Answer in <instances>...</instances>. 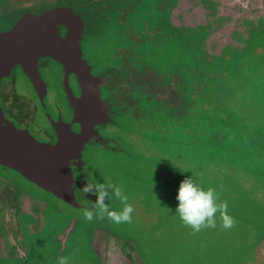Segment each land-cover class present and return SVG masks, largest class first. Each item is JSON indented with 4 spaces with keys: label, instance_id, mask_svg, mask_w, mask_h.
<instances>
[{
    "label": "rangeland",
    "instance_id": "1",
    "mask_svg": "<svg viewBox=\"0 0 264 264\" xmlns=\"http://www.w3.org/2000/svg\"><path fill=\"white\" fill-rule=\"evenodd\" d=\"M219 1L225 5L220 7V12L232 16L233 20L230 21L231 24L228 23L217 29L216 47H212L211 51H219L220 47L225 42L231 41L232 38L240 39L243 46L238 50L237 58L227 61L223 59L224 61H219L215 66L214 59L209 62H213V64L208 66V62L198 60L199 54L195 55L194 51V56H192L187 51H184L185 53L178 52L175 45L170 44L167 47L164 42L160 43L161 40L155 38V36H159V29L158 33H154V28L149 23L140 24L142 13H136L129 20V23L132 22L133 25L129 30L134 35L129 40L131 41L130 46L135 53L142 50L144 54H141V57L148 56L149 61L147 60V62L152 71L161 75V87L167 83L166 76H169L168 70L171 67H182L194 69L193 72H190V78L194 82L192 87L194 88L201 82V90H204L205 81L209 85L206 76L211 73L210 67H214L212 68L214 73L211 86L213 99L209 106L208 125L202 130L209 133L210 139L214 133L212 131L214 126L211 123L213 117L221 119L220 123H224L226 131L230 130L231 135L249 130H264V28H256V26H253L252 29L247 28L246 33L254 38L252 40L245 36L243 38L242 35L237 36L235 33L230 36L235 22L240 17L252 16L253 6H258V13L264 12V0ZM189 6L191 7L192 3L184 0L182 9H186L183 18L185 22L193 19L205 23L208 17L206 11L201 9L202 5L195 6L192 13H188ZM179 9L177 11H180ZM215 18L217 17L215 16ZM259 23L264 24V19ZM138 24L139 26H137ZM3 25L4 21L0 19V28ZM122 42L123 45L129 46L128 41L123 40ZM108 43L111 46L112 41H108ZM107 46L104 45V47ZM227 78L231 86L228 84ZM184 83L187 84L185 81ZM181 84L182 82L179 85L180 90H182ZM231 89L236 92L230 95ZM220 96L227 97L226 102H222ZM182 97V101H185L184 93ZM143 115L136 118L139 123H135V126L139 130L133 132L128 138L129 144L120 139L121 146L127 149L126 153L112 155L105 150H96L94 156L91 155L89 162L91 174L89 179L95 178L101 183L107 179L115 184L119 183V186L122 187L129 198L128 202L135 207L132 223L118 224L96 218L91 222L71 220L70 223L67 222L66 216L63 221L54 223L57 222L54 207L61 210L63 215L72 213L74 207L46 194L37 187L35 188L14 171L6 170L3 171V174L8 178L9 186L13 189L19 188V191L23 189L24 193H22L34 199L35 204L29 210V198L25 196L23 200L24 212L20 211L19 218H10L17 223L21 221L20 225L17 223L16 226H8L7 223L6 225L0 224V237L7 247L3 255L15 252L11 245L15 241L12 236L9 239L7 234L9 229H12V232L20 231L22 237H25V246L29 248L28 255L22 249L18 254L12 256H0V264H23L24 260H27L29 264H58V261L54 262L58 251L56 243L62 242L61 237L68 239L69 235L72 236L73 242L71 249L80 252L82 259V261L77 260L74 264H103L100 257L103 256L106 259L107 253L110 255L108 261L111 264H264V250L252 246L253 238L248 237L247 227L244 223L236 221V226L231 230L218 231L222 222L217 216L215 229L208 228L196 235H192L190 227L183 225L176 212L178 204L175 201L171 202L166 193L161 194V191L157 189L165 191L168 184L167 174L160 164L163 159L170 158L169 153L166 155L162 147L156 146L149 139V136L157 133L156 128L149 127L150 123L160 122H149L144 119ZM165 124V127L162 126L161 134L169 136L166 138L168 141V139H172V134L177 133V130L179 131L181 128L171 121L169 124L166 121ZM187 132L195 131L192 126H189ZM201 135H203L202 132ZM164 143L166 144V142ZM129 155L130 157H128ZM151 157L154 160L149 162ZM140 161H144L147 167L142 169L133 166L134 163ZM170 161L172 162L173 159L170 158ZM150 163L155 166L150 167ZM197 163V161L193 162L195 170ZM131 166L134 171L130 170ZM191 166L192 164L188 167L184 166V168L189 171ZM120 177H124V179L121 178V182ZM170 186L179 187L177 182H171ZM108 191L111 193V189ZM40 200H46L47 206L39 207V204L36 203ZM85 200L81 201L85 202ZM262 202L264 203V201ZM88 203L90 202L88 201ZM116 204L120 206L118 210H122L123 205L118 199ZM233 211L240 212V210ZM76 213L82 214V208H78ZM245 214L247 213L239 215ZM76 222L78 225L75 229ZM66 223L68 224L65 225ZM18 225L20 229L17 227ZM84 228H86L85 231H83ZM61 229L63 230L60 232ZM109 237L112 241L108 244L105 239ZM69 241L71 240L69 239ZM73 250L65 254L73 253V258L76 255ZM96 251L100 252L101 256H95L94 252Z\"/></svg>",
    "mask_w": 264,
    "mask_h": 264
},
{
    "label": "trees",
    "instance_id": "2",
    "mask_svg": "<svg viewBox=\"0 0 264 264\" xmlns=\"http://www.w3.org/2000/svg\"><path fill=\"white\" fill-rule=\"evenodd\" d=\"M187 1L188 3H192V6L188 8L189 11L194 10L197 5H202L201 9L206 11L208 17L205 23L194 20L192 24L188 25L185 22L183 18L185 13L184 10L186 9H182L184 0H38L39 8L37 12L66 2L74 6L76 11L81 13L84 17L86 32L92 43H98L100 41H112V43L121 41L120 44H123L122 41L124 40L128 41L129 46L131 45V41H129L131 39L128 36V30L133 26L132 22L129 23V20L136 13H142L140 24L147 22L152 28L158 27L159 36L156 40L160 39V43L164 42L167 47L170 44L175 45L178 52L181 51L185 53L184 51H187L192 56H194V51L195 55L199 54L198 60L202 62L206 61L209 63L211 59H214V66L217 65L219 61H224L223 59L227 61L237 58V52L243 46L240 39L235 40L232 38L231 41L225 42L220 47L219 51H211L212 47H216L215 35L217 29L222 28L228 23L231 24L230 21L233 20L232 16H227L220 12V7L225 6L224 3H220L219 0ZM177 9L180 11H177ZM251 12L252 16L240 17V19L235 22L236 24L230 36L235 33L237 36L242 35V37L245 36L252 40L254 38L249 34L247 35L246 29H252L253 26H256V28H264V24L259 23L264 19V12L258 13V6H253ZM20 14L21 10H16L14 8H8L7 11H4V13L0 15V19L4 21L3 28H10ZM215 16L217 18H215ZM175 20L177 21L175 22ZM137 26H139V24ZM142 58L144 59L143 61L147 62V55H145V58L143 55ZM211 64H213V62L209 63L208 66ZM210 68L211 73L206 76L209 85L205 81L204 90H201V82L197 84V86L195 85L194 88L192 87L194 82L190 78V72H193L194 69L171 67L168 70L170 77L166 76V81L170 82L174 78L173 89L177 94L174 100L170 101V103H164L157 101L155 98L148 100L147 94L141 96V103L144 105L143 107L145 109V112H143L144 119L153 123L157 121L160 122L155 123L156 126L150 123L149 127L153 126L156 128L157 133L149 136V139L156 146L162 147L166 155L169 153V157L173 159L172 162L170 158L163 159L162 164H160L167 174L168 184L166 185L165 191L160 190V188L157 189L161 191V194L166 193L169 199H171V202L175 201L179 204L177 195L180 184L185 179L193 178L205 189L208 187L215 188L217 192L220 193L221 200H226L228 202L229 215L236 221H239L238 223L241 222L246 225L248 237L253 238V240H251L252 246L258 248L261 244H264V242L261 243L264 239V203L262 202L264 201V130H249L247 132H238L231 135L230 130L226 131L224 123H220L221 119L213 117L211 123L214 126L212 130L214 133L210 136L212 138H209V133L202 131L208 125L209 106H211L213 99L211 86L213 83L212 74L214 73V69L212 68L214 67L211 66ZM226 80L227 82L229 81L228 78ZM184 81L187 82V84H185ZM180 82H182V90H180L179 87ZM228 84L231 86L229 82ZM234 92H236V90L231 89L230 95ZM183 93L185 95V101H182ZM220 97L222 102H226L227 97ZM166 121H168V124L171 121L181 128L179 131L177 130V133L172 134V139H168V141L166 138H169V136L161 134V131H163L162 126H166ZM193 122L194 125H192ZM189 126H192L195 132L188 133L187 127ZM201 132L203 135H201ZM164 142H166V144ZM151 160L154 159L151 157L149 162ZM194 161L198 162L196 170L193 165ZM191 164V169L187 171L184 166L188 167ZM133 166L142 169L147 167L144 161L136 162ZM133 166L130 168L131 171L133 170ZM153 166H155V164L150 163V167ZM121 178L124 179V177H120V182ZM171 182H177L179 187L170 186ZM117 185L119 186V183ZM16 191L17 190L12 189L11 186L8 187V213L6 220L0 219V224L7 223L8 226H16V224L13 225L10 219V216L14 213H12L13 210H15L16 216L20 215ZM116 201L117 199L113 197L112 199H106L105 203L109 204L111 210L119 211L118 207L120 206L116 204ZM88 205L89 203H87L86 206ZM53 210L55 211V219L57 220V222L54 223L63 221V219H65L64 216H66L67 222L70 223L72 222L71 220L77 222L85 221L83 214H75V211H77L76 208H73V212L68 215H63L62 211L56 207H54ZM233 210H240V212L235 213ZM242 213L247 214L240 216L239 214ZM217 216H219L218 213ZM96 219L107 222L111 221L113 223L107 216L103 219L98 217ZM77 222L75 229L78 225ZM20 223L17 224L20 225ZM67 224L68 223L65 225ZM19 225L17 226L18 228ZM11 230L9 229L7 234L9 239H11L12 236L15 241V243L11 242L12 249H14L15 252L6 255L2 254L0 256L18 254L19 248L24 249L26 255H28L29 248L25 246V237H22L20 231L12 232ZM62 230L63 229H61L60 232ZM85 230L86 228H84L83 231ZM218 231H223V228L220 227ZM110 236L113 238L112 235ZM69 239L71 241H69ZM61 240L62 242L56 241L58 251L54 259L55 263L58 261L59 256L67 255L72 258L73 255V253L65 254L73 250L71 249L73 243L72 236L69 235L68 239L61 237ZM105 240L108 244L112 241L110 237ZM74 252L76 255L71 259L70 264H74L77 260L82 261L80 252ZM96 252H94L95 256H101L100 252ZM29 258L31 257L29 256ZM101 258L102 256L100 259ZM102 262L106 264L107 260H102ZM23 264L29 263L27 260H24Z\"/></svg>",
    "mask_w": 264,
    "mask_h": 264
},
{
    "label": "flooded vegetation",
    "instance_id": "3",
    "mask_svg": "<svg viewBox=\"0 0 264 264\" xmlns=\"http://www.w3.org/2000/svg\"><path fill=\"white\" fill-rule=\"evenodd\" d=\"M56 6L72 7L74 12L79 14L84 20L82 14L78 13L74 6L68 3L64 2ZM8 8L21 10L17 20L27 12L40 14L47 9L37 12L39 8L38 0H0V15L7 11ZM188 13H192V11L188 10ZM193 22V19L186 20L188 25ZM84 23L85 28L80 40L82 57L90 67L91 73L103 81L99 85V97L103 104L100 103L98 105L99 109L96 112L108 113V115L98 119L96 115L95 121L98 122L93 126L103 141L87 142L82 150V161L77 162V160L71 159L72 164L70 167L74 173L75 182L73 187L77 200L86 206L87 204L81 200L87 199L90 203L86 207H92L91 203L96 202L97 196L93 193H88L84 196L80 192V189L88 183L91 175L89 171L91 155L94 156L93 154L96 150H105L112 155L127 152V149L121 146L120 139H123L124 142L127 141L129 144L128 138L133 132L139 130L135 123H139L136 118L144 114L141 96L147 94L148 100L155 98L157 101L170 103L177 94L173 89L174 78L163 85V87L160 86L161 75L153 72L148 62L143 61L144 59L141 57V54H144L143 51L138 50L135 53L130 46L120 44L121 41L113 42L111 46L108 42L102 41L92 43L86 32L85 20ZM14 24L10 28H0V32L10 30ZM66 32V28L60 26L61 35L65 36ZM154 33H158V27L154 28ZM128 36L130 39L134 36L130 30L128 31ZM155 38H158V36H155ZM104 45L108 46L104 47ZM37 63L40 76L46 87L37 91L22 66L18 64L12 69L9 76L0 79V107L5 119L12 122L17 128L28 130L41 142L56 144L59 140V135L63 132L70 130L78 134L83 130V124L87 122L85 119L87 111H85V105L82 106V118L79 122H74L76 118L75 111L70 103L69 93L64 86L66 77L64 66L48 56L40 57ZM67 78L74 96L81 98L83 90L77 75L74 72H70ZM6 170L14 171L35 188L37 187L41 191L46 192V194L56 197L51 192L45 191L42 187L23 177L18 171L0 163V219L6 220L8 213L7 190L9 180L3 174V171ZM14 190H17L19 212L23 211L25 196L29 198L28 208L30 210L35 204V200L23 194V189H20L22 191H19V188ZM45 201L40 200L36 204H39V207L42 208L45 205L47 206L48 202L46 203ZM12 213L11 218H19L18 215L16 216L15 210ZM12 222L15 225L17 221L12 220ZM2 225H6V223H2ZM5 249L7 247H5L2 237H0V255L5 254ZM19 250L21 251L22 249L19 248ZM109 258L110 255L107 253L106 264H111L108 261ZM101 259L105 261L103 256Z\"/></svg>",
    "mask_w": 264,
    "mask_h": 264
},
{
    "label": "water",
    "instance_id": "4",
    "mask_svg": "<svg viewBox=\"0 0 264 264\" xmlns=\"http://www.w3.org/2000/svg\"><path fill=\"white\" fill-rule=\"evenodd\" d=\"M60 26L66 28L65 36L61 35ZM84 28L83 18L72 7L56 6L40 14L27 12L10 30L0 32V79L9 76L20 64L35 89L40 91L46 84L37 62L42 56L51 57L66 70L64 86L75 111L74 122L81 120L82 106L85 105L87 111V126L83 124L80 133L63 132L58 142L51 144L37 140L28 130L17 128L5 119L0 107V163L77 209L86 206L76 197L71 159L82 161V150L87 142L103 141L93 126L98 122L96 115L97 119L108 115L96 112L102 103L99 85L103 81L91 73L82 57L80 40ZM70 72H74L80 82L81 98H76L69 86Z\"/></svg>",
    "mask_w": 264,
    "mask_h": 264
},
{
    "label": "clouds",
    "instance_id": "5",
    "mask_svg": "<svg viewBox=\"0 0 264 264\" xmlns=\"http://www.w3.org/2000/svg\"><path fill=\"white\" fill-rule=\"evenodd\" d=\"M111 189V193L108 191ZM80 192L86 196L93 193L97 196L92 207L82 208V214L85 220L91 222L94 218L108 219L115 223H132L135 207L129 203L128 196L124 193L121 186L105 179L100 183L95 178L89 179L88 183L80 189ZM115 197L123 205L122 210H111L106 199ZM179 201L176 212L185 227L192 229V235H196L202 230L217 227V213L221 220V227L225 230H231L236 226V220L229 215L228 202L221 200L220 193L213 187L205 189L193 178L185 179L181 182L177 195ZM88 200H85V204ZM71 257H59L58 264H70Z\"/></svg>",
    "mask_w": 264,
    "mask_h": 264
},
{
    "label": "crops",
    "instance_id": "6",
    "mask_svg": "<svg viewBox=\"0 0 264 264\" xmlns=\"http://www.w3.org/2000/svg\"><path fill=\"white\" fill-rule=\"evenodd\" d=\"M258 248H261V250L262 249L264 250V244L263 245H260Z\"/></svg>",
    "mask_w": 264,
    "mask_h": 264
}]
</instances>
